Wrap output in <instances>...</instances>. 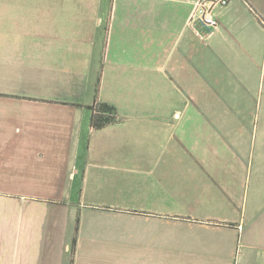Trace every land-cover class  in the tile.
Returning a JSON list of instances; mask_svg holds the SVG:
<instances>
[{
    "label": "crops",
    "instance_id": "1",
    "mask_svg": "<svg viewBox=\"0 0 264 264\" xmlns=\"http://www.w3.org/2000/svg\"><path fill=\"white\" fill-rule=\"evenodd\" d=\"M196 1L0 0V264H264V0Z\"/></svg>",
    "mask_w": 264,
    "mask_h": 264
},
{
    "label": "built area",
    "instance_id": "2",
    "mask_svg": "<svg viewBox=\"0 0 264 264\" xmlns=\"http://www.w3.org/2000/svg\"><path fill=\"white\" fill-rule=\"evenodd\" d=\"M230 2L231 0H197L189 16L188 26L194 29L196 25L207 28V33L195 29L201 39H206L219 26L217 11L227 7Z\"/></svg>",
    "mask_w": 264,
    "mask_h": 264
},
{
    "label": "trees",
    "instance_id": "3",
    "mask_svg": "<svg viewBox=\"0 0 264 264\" xmlns=\"http://www.w3.org/2000/svg\"><path fill=\"white\" fill-rule=\"evenodd\" d=\"M89 109L92 112L91 115V126L94 130H101L104 129L114 123H116L119 119L117 109L104 102H96L94 105L90 106ZM79 226V218L77 219L76 223V234L78 231ZM76 245V236L72 241V248L71 252L72 255L74 254Z\"/></svg>",
    "mask_w": 264,
    "mask_h": 264
}]
</instances>
